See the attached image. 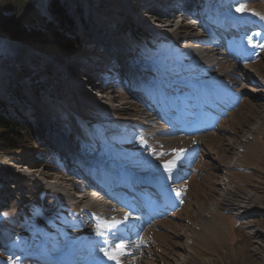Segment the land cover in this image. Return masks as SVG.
I'll return each mask as SVG.
<instances>
[{
	"label": "rangeland",
	"instance_id": "rangeland-1",
	"mask_svg": "<svg viewBox=\"0 0 264 264\" xmlns=\"http://www.w3.org/2000/svg\"><path fill=\"white\" fill-rule=\"evenodd\" d=\"M202 1L201 6L203 3L205 6V1ZM220 1L222 0H210L209 6L215 11L221 7ZM49 2L50 0H0V14H12L27 27L44 29L46 20L51 18ZM65 4L68 13L80 18L85 24L83 31L87 42L101 45L102 50H97V53L105 51L112 56L111 62L104 53L103 62H99L103 72L111 70L112 79L104 81L103 86H98L96 90L85 93L89 91L83 82L85 72L92 65V62L86 59L91 58L93 54L88 56L78 49L80 44L73 38L64 37L62 32L59 35L60 41L15 39L0 29V114L10 126L7 132L0 129V236L3 239L0 264H7V258L10 263L16 261L13 256L18 253L11 245H21L15 246L20 249L19 252H23L24 248L37 252L45 250L53 243L48 240L38 247L39 234L25 230L31 216L38 214V224H42L44 221L40 217L58 209L55 217L45 227L49 232L56 231L58 227L60 231L64 230L57 241L64 239L72 229H78L80 226L77 224L86 221L80 219L77 213L82 210L83 202L76 204L78 208L76 205L68 209L61 206L80 198L76 196L78 192L75 185H71L72 182L77 184V179L62 174L64 167L58 161V154L56 157L49 153L53 150L52 147L57 146L61 138L67 136L72 139L70 133L75 134V130L79 133L82 129L81 136L84 139L85 133L93 134L94 138L90 140L89 145L72 139L74 145H77L78 153H90L88 157H94L96 160L107 158V162L112 164L111 161L124 160L127 161L124 165H141L140 168H146L148 163L145 160L149 155H146L145 142L164 140L162 137L166 132L154 134L155 126L151 124L153 122H143L146 113L140 110L141 107L138 103L136 105L135 100H131L129 94L141 95L146 91L144 84L148 88L152 84L150 93L157 95L161 90L164 91V87H169L168 82L177 74L178 64L186 70L185 73L193 71L191 68L196 65L193 58L205 68L206 65L220 67L214 72V77L219 79L220 76L219 80L237 85L233 87V91L240 100L234 110L221 118L217 130L214 129L215 132L200 134L204 157L199 158L201 163L190 179L189 188L185 187L186 183L182 186L179 179H173L174 183L180 184L179 194L183 189L187 191L188 198H182L186 203L174 204V208L164 212L161 210L162 213L148 224L150 226L138 231L132 240L138 244V249L135 250L138 258L130 260L128 257L121 260L125 261V264H135L136 260L138 264H184L189 261L191 264H264V112L260 111V105L264 104V88L258 85L259 82H264V52L255 62L242 64L243 68L234 66L227 61L226 56L237 55L238 52L230 53L232 49L220 52L218 47L210 44L209 38L204 44L199 37L203 29L199 21L190 26L185 23L186 17L181 18L179 14H175L170 27L165 28L167 22H159V18H165L161 13L167 11H163L162 6H156L152 0H65ZM241 6L244 10L237 11ZM231 12H237L239 16L242 12L246 15H262L264 0H233L219 17L227 19L225 14L229 15ZM34 19L44 24L36 25ZM123 19L130 20L129 22L141 28L142 32H148L161 39L156 43V57H152V62L142 60L144 48L147 47L145 44L133 45L134 47L128 45L131 41L137 42L134 41V34L127 32L122 36L123 40H119L118 26ZM180 24L181 27L177 28ZM228 26L235 30L234 25ZM46 28L47 34L54 36V29L48 26ZM149 46L154 48L155 45L151 42ZM190 51L193 53L192 57L189 56ZM204 51L206 55L203 54ZM177 56L190 60H181L172 66L165 65L167 72L162 67H156L170 62L169 57ZM214 57L222 59L214 65ZM232 66L238 76L232 74ZM227 67L230 69L226 73L224 70ZM162 82L164 84H161ZM94 83L95 86L99 85L98 81ZM157 83L162 86L156 85ZM255 86L261 89L259 96L251 89ZM103 87L106 88L103 90ZM127 87L134 90L130 91ZM212 96H216V93H212ZM180 100L181 105L186 102L183 96ZM227 101L230 100H222L225 105L229 104ZM4 104H7V108L3 107ZM34 106V119L31 122L26 121L25 109ZM189 106L202 112L198 105ZM45 107L50 110H43ZM58 108L62 111L59 112ZM54 112L58 114L57 118L67 117L71 123H56L54 117H49ZM71 112L73 113L70 114ZM77 122L79 124L76 126ZM80 124L83 128H79ZM164 141L169 142L167 146L172 147L175 153L180 147L179 142L175 140ZM44 143L49 150L45 147L37 148L39 144ZM65 144L69 146L68 143ZM238 146L241 150H238ZM152 149L150 147L148 151ZM171 156L153 158L155 164H163L170 161ZM31 162H34V165H30ZM125 172L129 171L123 166L118 173L121 176ZM130 172L135 173V170ZM164 173L168 174L165 171L160 177L165 175ZM157 177H154L157 188L162 189L158 185ZM66 184L70 185L68 190L74 194L68 192L66 195L69 196L61 197V193L65 192L62 186ZM89 188L90 186L85 187L87 191ZM237 191L241 194L251 193L254 197L233 198L236 197L234 195ZM139 194L147 199L142 192ZM106 195L98 191L92 199L100 198L104 203L116 202L117 199ZM229 200L232 205H227ZM235 200L238 203L244 200L254 202L250 212L245 213V217L241 215L240 220L232 218L237 217V202H233ZM31 206L35 207L32 209ZM117 208L121 209L120 213L126 212L124 210L127 209L122 203L118 204ZM118 210L114 212H119ZM152 210L154 214L160 211L155 208ZM113 213H108L110 215L107 217L112 218ZM71 218L74 222L70 221ZM211 222L216 226L220 223L223 227L219 233L220 243H212V237L206 233ZM85 228L82 226L79 231L73 232V236L67 238L68 242L72 244L80 240ZM188 238L197 246L185 248L184 242ZM19 239L21 240L18 241ZM96 244L99 242H91L88 246L93 249L97 248ZM129 251L134 252L133 249ZM109 255L108 252L107 255L105 253L103 259L108 264H113L108 259Z\"/></svg>",
	"mask_w": 264,
	"mask_h": 264
},
{
	"label": "bare ground",
	"instance_id": "bare-ground-1",
	"mask_svg": "<svg viewBox=\"0 0 264 264\" xmlns=\"http://www.w3.org/2000/svg\"><path fill=\"white\" fill-rule=\"evenodd\" d=\"M166 4H169L168 2H166ZM166 4H164V5H166ZM176 14V9H174V10H172V11H170V13L169 14H166V16H162V17H165V18H159V22H167V24L165 25V28H169L170 27V22H172V21H174V18H173V16ZM163 19H165V20H163ZM176 19V18H175ZM199 19V18H198ZM197 21H199L200 23H201V25L200 26H202V20H196L195 21V23L197 24ZM195 23H193V25H195ZM164 24V23H163ZM230 25H232L231 23H229ZM248 24L250 25L251 23L250 22H248ZM228 26V25H227ZM172 27V26H171ZM179 27H181V24L180 25H178V27L177 28H179ZM203 27V26H202ZM226 31H228V30H230V31H232V28H230V26L228 27V28H226L225 29ZM201 33V32H200ZM199 35H201V34H199ZM110 49V48H109ZM199 50H201V49H199ZM231 52L230 53H233L234 51L235 52H238V50H236V49H233V50H230ZM230 53H228L227 52V54H230ZM221 57V56H220ZM220 57H214L213 59V64L214 65H216V63L218 62V61H220L222 58H220ZM141 58V57H140ZM139 58V59H140ZM207 66V65H206ZM230 69V67H227V69H225L224 70V72H226L227 73V71ZM234 71H235V67L234 66H232V74H235L234 73ZM244 74V73H243ZM235 76H238V75H236L235 74ZM214 79H217V76H215L214 77ZM219 79H221V77L219 76ZM218 79V80H219ZM226 82V81H225ZM258 85L259 86H261V87H263L264 88V82L263 83H258ZM87 88H89V86L87 87ZM251 89H254L255 91L253 92V93H255V94H257L258 96H259V94L258 93H260L261 91V89L260 88H257L256 86H255V88H251ZM252 92V91H251ZM146 101V99L144 100V102ZM181 101L182 100H177L176 102H178V104L179 105H181ZM154 102H158V100H154ZM229 104L228 105H225V103L223 104V102L221 101V104H223L224 106H230L231 104H230V102L231 101H227ZM134 104V103H133ZM137 105V104H136ZM256 106V105H255ZM261 106V109H260V111H261V113H263L264 112V104H261L260 105ZM192 109L193 110H195V108H193L192 107ZM196 111L197 112H201L199 109H196ZM215 117L214 116H211V121L212 122H216L217 121V119L215 120ZM256 126V125H255ZM161 132H165V131H161ZM154 134H157L156 132H154ZM158 135V134H157ZM154 137V136H153ZM201 139H202V135L201 136H198L197 137V140H199L200 142H201ZM165 140V139H164ZM164 140H162V139H160V142H165V144H166V147L164 146L163 148H162V151H166V148L167 149H170V147H168L167 145H168V143L169 142H166V141H164ZM55 141V140H54ZM149 141V140H148ZM177 142H179V145H180V147L177 149V151H176V156H178L179 158L177 159V157H176V160L177 161H181V160H183V159H185L186 158V154L184 153V151L186 150V146H185V143H183V142H180V141H177ZM65 143H68L67 142V138H61V140L60 141H58V144L59 145H61L63 148H67L68 147V145H66ZM169 146H171V145H169ZM172 148V147H171ZM238 148V150H241V148L238 146L237 147ZM183 150V151H180V150ZM237 150V151H238ZM74 157L75 158H78V153H77V151H75L74 152ZM237 163V162H236ZM233 164V163H232ZM238 164V163H237ZM240 165V164H239ZM228 166V165H227ZM234 166V165H233ZM232 166V167H233ZM124 169V168H123ZM120 171V170H119ZM127 171H132V170H130V169H127ZM118 176H120V174L119 173H116ZM137 174V171H135V175ZM165 174V173H164ZM68 178H70V177H68ZM120 178V177H119ZM158 178V177H157ZM159 179V184L158 185H160L161 186V188L162 189H159V188H157V186L155 187V192H157V193H160V194H162V192H161V190H166L168 193H170V194H174L175 195V193H174V191H170V188H169V175L168 174H165V175H163L162 177H160V178H158ZM135 182L139 185V187L138 188H136L137 189V191H138V194H139V192L141 193L142 192V184L144 185V183L143 182H138L137 180L136 181H131L130 182V184H135ZM156 183H157V181H156ZM56 184H58V182L56 183ZM63 185V184H62ZM71 185H74V183L72 182V184ZM66 186H67V188H66ZM66 186H62V188H63V191H65V192H63L64 194H62L61 193V197L62 196H69V195H66L68 192L69 193H71V195L72 194H74L73 192H70L69 190H68V187L70 186V185H68V184H66ZM92 186H94L93 184H92ZM76 187H79L84 193H83V195H80V194H78V195H76L77 197H81L82 196V199L80 200L81 202H84L85 203V208H83V210H86V211H88L89 213H90V215L92 216V221H96V234H95V232H94V238L93 239H89L88 240V245H91V242H99V244L100 243H103V244H107L108 243V241L106 240V237L107 236H111L112 237V240H111V242L112 243H115L114 241L115 240H117L116 242L118 243V240H119V238L121 237V233H122V231H120L119 229H117L116 228V226H117V222L118 221H120V222H124L125 224H130L129 225V227L131 226H134L136 223H132L131 224V222L129 221V220H127V216H130V211H128L127 209L126 210H124V211H126V212H121L120 213V210L121 209H119L118 210V208L116 209V207H117V205L118 204H120L121 202H119V200H115L116 202H114V203H109V201H107V202H103L100 198H96V199H92V198H94V196H91L88 192H87V190L85 189V185L83 184V183H80L79 185H77ZM84 189H85V191H84ZM89 189H94V191H95V193L96 192H103V191H101L100 190V188H99V190H96L95 188H89ZM230 191L232 192V189H230ZM62 192V191H61ZM241 192V191H240ZM94 193V194H95ZM104 193V195L105 194H107L106 196H109V198H111V199H115V198H113V197H111L108 193H106V192H103ZM243 193V192H242ZM233 194V193H232ZM231 195V194H230ZM234 196H236V197H233V198H250V197H254L253 196V194H251V193H247V194H241V193H239V191H237L236 193H235V195ZM156 197V194L154 193V191H152V193H151V198H155ZM69 198H71V197H69ZM140 198H142V199H144V196H142L141 194H140ZM71 199H73V198H71ZM75 199V198H74ZM254 200V199H253ZM74 202H76V199L75 200H72V203H74ZM228 202V204L227 205H229V204H231L232 205V201L231 200H229V201H227ZM233 202H237L236 203V205H237V207H236V212H235V215H237V217H241V215L243 216V217H245V213H248V212H250V209L254 206V202L252 201V203H251V201L249 202V200H244V201H241L240 203H238V201L237 200H235V201H233ZM234 204V203H233ZM163 204H160V205H158V204H156V207H154L155 209L156 208H159V209H162L163 208ZM165 207V206H164ZM153 208V209H154ZM118 210L119 212H114V211H116V210ZM159 209H156V210H159ZM114 212V213H113ZM108 213H113V217L112 218H109V221H107V222H104L103 224V226L101 227L99 224H100V222H102V219L103 218H105V217H107V215H110V214H108ZM134 217H131V219H133ZM245 220V219H244ZM209 222H210V220H209ZM243 222H245V221H243ZM214 223V222H213ZM213 223L211 222V223H209L208 224V226H209V228L207 229L208 230V232H209V234L210 235H214L215 237H216V239H212V243H216V242H218V243H220V237H218L217 235H215V234H217V230L216 229H221V224L219 223L218 224V226H220V227H218V226H216V225H213ZM134 224V225H133ZM245 224V223H244ZM99 225V226H98ZM130 227V228H131ZM223 228V227H222ZM216 232H215V231ZM135 233V232H134ZM251 233H253V232H251ZM250 233V234H251ZM96 235V236H95ZM124 236V235H123ZM218 237V238H217ZM131 238V237H130ZM216 240V241H215ZM207 241H205V243H206ZM97 245L98 244H96V247H97ZM134 246V245H133ZM120 247H121V244L119 243L118 244V248L120 249ZM88 248L89 249H92V247H89L88 246ZM82 248L81 247H79L78 248V250H81ZM84 250V249H83ZM85 253H87L86 251H85ZM105 253H107V252H105ZM105 253H104V255H105ZM31 255H29V256H23L21 259H31V260H33V261H40L41 259L37 256V255H35V254H32V253H30ZM62 254V253H61ZM62 256H64V257H62V259H65V258H67L68 256L67 255H64V254H62ZM109 256H112V257H115V259H110L109 258ZM108 256V259L113 263V264H125L124 262L125 261H122L121 260V257L120 256H118V255H109ZM106 257V256H105ZM34 258H36V259H34ZM130 258V260H131V258H137L136 256L134 257H129ZM60 260V259H59ZM132 260H134V259H132ZM60 261H62V260H60ZM130 262V261H129ZM135 262V261H134ZM133 263V262H132ZM136 263V262H135ZM66 264H78L77 262H75V261H72V262H68V263H66ZM131 264V263H130ZM191 264V263H190Z\"/></svg>",
	"mask_w": 264,
	"mask_h": 264
},
{
	"label": "trees",
	"instance_id": "trees-1",
	"mask_svg": "<svg viewBox=\"0 0 264 264\" xmlns=\"http://www.w3.org/2000/svg\"><path fill=\"white\" fill-rule=\"evenodd\" d=\"M49 13H50V19L46 20L44 26V29L39 28V27H27L24 24H22L18 19H16L12 14H0V29H2L7 35H9L12 38L15 39H28V40H34V41H41V42H47L50 40L54 41H60L61 39L59 38L60 33L64 35V37L75 40L78 42L80 45L78 46V49H81L82 52L89 54L92 52L97 51V46L95 45L94 42H87L86 38L84 35V29L86 28L85 24L82 22V20L76 16H72L71 14L68 13V8L65 4V0H50L49 2ZM130 20H121L118 26V32L117 36L119 40H123L122 36H125L127 32L134 34L135 38L134 41L136 40L137 42H129L130 47H134L133 45L139 46V44H145L147 47L144 48L143 52V59H146L150 62H152V57L155 56L154 49H156V43L160 41L161 39H157L153 37L150 33L148 32H142L141 28L136 27L135 24L130 23ZM33 22L36 25H42V21L34 19ZM50 27L51 29H54V36H49L47 34V28ZM137 29V30H136ZM72 31V32H71ZM65 32H68V34H65ZM153 43L155 46L154 48H151L149 46V43ZM127 46V45H126ZM153 49V50H151ZM142 51V50H140ZM156 57V56H155ZM1 100V97H0ZM3 107L7 108V104H4ZM60 108V107H59ZM58 108V109H59ZM57 109V110H58ZM61 109V108H60ZM59 109V112L62 111ZM26 115L24 116L26 121L31 122L32 119H34V113L36 114L35 111V106L34 108L30 107L25 109ZM43 110H50L49 108L45 107ZM34 112V113H33ZM33 113V114H32ZM71 112L70 114H72ZM49 117H54L55 120L57 121L56 123H71L67 117H62V119L57 118L58 114L54 112V114H50ZM49 118V119H51ZM65 118V119H64ZM92 123V122H91ZM79 123H76V126ZM9 122L7 120H4V118L0 114V129H3L5 132L8 131L9 128ZM12 127V126H11ZM14 127H17V125H14ZM74 128V127H73ZM72 128V130H73ZM79 128H83L80 124ZM74 131V130H73ZM85 133V132H84ZM83 134L82 129L80 132L70 133V136H72L73 139L78 140L81 143L84 144H90V140L93 139V134H86L85 133V139L81 136ZM84 136V135H83ZM40 147H44L43 145H40L37 147L40 149ZM36 152H42L41 150H36ZM50 153V152H49ZM34 165V162H31ZM39 228V225L35 223L32 226V229Z\"/></svg>",
	"mask_w": 264,
	"mask_h": 264
},
{
	"label": "snow or ice",
	"instance_id": "snow-or-ice-1",
	"mask_svg": "<svg viewBox=\"0 0 264 264\" xmlns=\"http://www.w3.org/2000/svg\"><path fill=\"white\" fill-rule=\"evenodd\" d=\"M244 9H243V6H241L240 8H238L237 9V11H243ZM180 151H183L182 149L180 150ZM179 157L177 156V159H178ZM163 164H164V168H165V170H170L171 169V167H173L174 165H175V160H172V161H165V162H163ZM106 255H107V253H106ZM109 258L110 259H115V257H112V256H109Z\"/></svg>",
	"mask_w": 264,
	"mask_h": 264
},
{
	"label": "crops",
	"instance_id": "crops-1",
	"mask_svg": "<svg viewBox=\"0 0 264 264\" xmlns=\"http://www.w3.org/2000/svg\"><path fill=\"white\" fill-rule=\"evenodd\" d=\"M217 230V234H215V235H217L218 237H219V233L220 232H222V227H221V229H216ZM215 231V230H214ZM216 232V231H215ZM207 234H209V232H208V230H207V232H206ZM211 237H212V239H216V237L214 236V235H210ZM217 237V238H218ZM216 241V240H215ZM204 243V242H203ZM206 243H210L211 244V242H206Z\"/></svg>",
	"mask_w": 264,
	"mask_h": 264
}]
</instances>
